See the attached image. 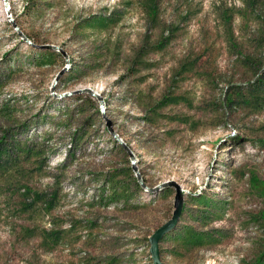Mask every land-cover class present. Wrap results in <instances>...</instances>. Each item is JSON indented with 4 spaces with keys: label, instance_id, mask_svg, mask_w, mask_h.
Segmentation results:
<instances>
[{
    "label": "rangeland",
    "instance_id": "rangeland-1",
    "mask_svg": "<svg viewBox=\"0 0 264 264\" xmlns=\"http://www.w3.org/2000/svg\"><path fill=\"white\" fill-rule=\"evenodd\" d=\"M166 182L161 264H264V0H0V264H153Z\"/></svg>",
    "mask_w": 264,
    "mask_h": 264
},
{
    "label": "water",
    "instance_id": "water-1",
    "mask_svg": "<svg viewBox=\"0 0 264 264\" xmlns=\"http://www.w3.org/2000/svg\"><path fill=\"white\" fill-rule=\"evenodd\" d=\"M6 13L8 15H9V13L11 14L10 3L8 4V9L6 10ZM15 29L17 30V33L19 34V36L23 38L21 32L19 31V29L17 28L16 25H15ZM47 47H50V46H47ZM56 49H58V48H56ZM62 54L65 55L63 52H62ZM62 72L59 73V75L56 78V81L59 78V76L62 74ZM84 91L87 92V93H89V94H91L92 96L96 97L100 101L101 107L103 106L102 105L103 104V101L101 100V98L95 92H93V91H91L89 89H86ZM102 109H103V107H102ZM108 130H109L111 136L113 137V139L116 141V143L121 148H123V150L129 155V157L131 159L132 169H133V171L135 173V177L137 179V182H138V184L141 187H144V184H143V182L141 180V177H140V175H139V173H138V171H137V169L135 167V160L133 159L134 156H133L132 152L125 145V143L114 133V131L111 129V126L110 125H108ZM167 187H173L175 189V198H174V204H173V213H172V217L168 221V223L164 227H162L161 229H159L150 238V253H151V258H152L153 264H161L160 257H159V252H158V249H157V244L159 243V240L166 233L170 232L176 226V223H177L178 218H179V211L181 209L182 190H181L180 186L178 184H176L175 182H166V183H163V184L157 186L156 188H154L152 190L153 191H158L160 189L167 188Z\"/></svg>",
    "mask_w": 264,
    "mask_h": 264
},
{
    "label": "trees",
    "instance_id": "trees-1",
    "mask_svg": "<svg viewBox=\"0 0 264 264\" xmlns=\"http://www.w3.org/2000/svg\"><path fill=\"white\" fill-rule=\"evenodd\" d=\"M98 23L101 28L105 27L103 20H101V22H98ZM112 142L116 148L124 152V150L115 141H112ZM134 182L136 183L135 180ZM136 186L139 187L137 183H136ZM190 199L193 200L195 202V205L200 208L208 206V199L205 194L194 195V196H191ZM165 237H168V234ZM177 242L179 244L178 246L183 250V252H186L187 249H190V248L198 249L202 247L205 243V238L202 234L195 232L191 228L189 229L187 228V229H184L181 236H179V239L177 240Z\"/></svg>",
    "mask_w": 264,
    "mask_h": 264
}]
</instances>
